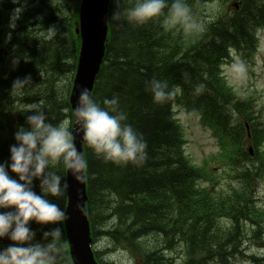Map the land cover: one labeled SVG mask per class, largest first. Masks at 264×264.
I'll return each instance as SVG.
<instances>
[{
  "label": "trees",
  "instance_id": "1",
  "mask_svg": "<svg viewBox=\"0 0 264 264\" xmlns=\"http://www.w3.org/2000/svg\"><path fill=\"white\" fill-rule=\"evenodd\" d=\"M133 2L134 0H121L124 7L131 6ZM186 2L188 5L191 4L188 0ZM112 4L116 6L113 0ZM6 17L7 14L0 9V39ZM162 25L158 18L140 26L125 22H115L110 25L111 37L107 46L106 66L100 73L101 77L99 76L101 84L93 95L102 106L104 99L118 98L119 110L127 116L125 123L130 124L147 143L146 160L139 166L113 164L97 157L85 144L88 157V191L91 201L96 202L90 201L91 211L95 212L92 207L96 206V215L99 218L110 210L111 204L115 203L113 210L124 222L133 219L130 228L139 224L143 230L153 228L157 224V219L160 217V213L157 212L160 206L168 203L167 190L177 193L175 198L180 201L179 194H184L183 189L190 181V173L180 157L177 131L168 110L172 99L163 104L154 103L151 93L147 91L149 81L152 79L167 81L169 89L172 85L181 86L187 109L204 112L206 122L220 126L222 131L224 127L228 128L223 120L226 108L222 105L218 106L213 96L208 98L206 93H194L195 86L202 80L206 81L211 71V58L219 56L220 51L214 50L207 58L204 54H200V50L205 51L207 46L201 42L189 43L181 33H178L179 37L173 38L176 35L172 36L171 31L162 28ZM217 32L223 35L224 29L218 28ZM25 34L27 37L19 41L20 32H15L11 43L13 55L20 60H36L38 64L34 67V72L36 69L37 72L51 69L57 75L66 72V65L63 62H72V51L66 50L65 42L57 40L46 43L35 32L29 30L22 32V35ZM188 45L190 49H183ZM193 50H198L196 55H191L190 52ZM180 53L186 57V62L181 60ZM70 68L72 69L73 65ZM5 75L6 72L0 70V92L5 88L2 80ZM31 75L32 72H20L17 78L22 79ZM212 92L221 95L217 89L213 88ZM40 95L49 122L57 123L62 117L63 105L56 101V95L48 91L47 87L41 90ZM235 108L240 111L237 106ZM245 118L250 124L252 133L258 134L260 131L257 125L251 122V115L245 113ZM228 129L235 137L244 131L240 123L236 128ZM8 132V126L1 127L0 140L6 137ZM178 137L180 138L179 134ZM2 160L7 161L8 156L0 157V161ZM59 173L62 174L61 171ZM38 183V181L33 182V190L39 194ZM112 195L116 198L113 201ZM124 201H128L127 207L123 206ZM53 202L64 208V197ZM122 211L125 212L121 214ZM202 213L201 207L194 206L190 213L185 215L183 223L179 225V229H184V236L186 234L189 237L190 231L193 230L188 217H198ZM111 220V216L103 219L105 223H110ZM30 227L36 232V241H40L42 233L54 226L41 227L33 223ZM199 237L200 240L202 238L210 240V246H216L220 242L203 230ZM127 244L132 246V239L127 240ZM228 255V251L220 252L217 263L228 264ZM150 256L155 257V254ZM61 264H68L65 248Z\"/></svg>",
  "mask_w": 264,
  "mask_h": 264
},
{
  "label": "clouds",
  "instance_id": "2",
  "mask_svg": "<svg viewBox=\"0 0 264 264\" xmlns=\"http://www.w3.org/2000/svg\"><path fill=\"white\" fill-rule=\"evenodd\" d=\"M113 2L116 10L109 18L112 22L144 25L165 16L167 8L165 19L169 27L182 29L186 34L203 30L186 0H171V3L169 0H134L129 7H124L121 0ZM12 20L15 19L12 17ZM46 33L49 40H54L57 30L51 26ZM18 63L19 59L12 61L13 70ZM247 71V65L239 58L229 68L238 79L245 78ZM204 88L203 84H198L194 93L202 94ZM30 89V76L17 78L11 85V92L20 95ZM147 91L156 104L166 103L176 94L175 89H169L167 81L157 79L149 81ZM102 104L87 88L80 89L74 116L82 140L106 162L142 165L147 157V143L125 123L127 116L119 110L118 98H106ZM25 113H30L25 121L27 127L16 130L8 160L0 162V241L10 242L0 248V264H61L62 225L66 214L53 200L65 196L67 184L63 175L53 169L60 167L73 182L81 183L85 180L87 161L77 150L69 121L49 122L41 102L28 106ZM34 181L39 182V194L33 190ZM258 194L264 195V185L258 188ZM33 223L54 227L44 231L40 241H36V232L30 227Z\"/></svg>",
  "mask_w": 264,
  "mask_h": 264
},
{
  "label": "rangeland",
  "instance_id": "3",
  "mask_svg": "<svg viewBox=\"0 0 264 264\" xmlns=\"http://www.w3.org/2000/svg\"><path fill=\"white\" fill-rule=\"evenodd\" d=\"M29 0H21L17 1L20 6V10H17V12L14 13V17H19V15L22 13L23 9L26 7ZM58 0H55L54 3H57ZM67 7H72L76 0H65ZM220 8L219 6V0H212V2L206 4L205 11L208 13H211L215 10H218ZM263 40V35L261 36ZM261 59V55H260ZM263 60V59H262ZM258 75L255 79H253L251 82H248V86L241 87L242 91H239L240 93H243L244 95H251L253 97L257 98V107L259 109L264 108V69L257 70ZM245 78L238 79L236 78L232 73H230L229 77V83L233 85L234 87H238L239 84L244 81ZM31 86L37 90L38 87H40V83L38 81H35L31 79ZM253 91H256V93H252ZM192 92L190 91V94ZM260 94V95H256ZM264 115V110H263ZM180 120L182 124V129L185 133V137L188 141L186 145V154L190 157V159L193 161L196 165H203L204 162L208 161V159L218 153L217 145L215 142V139L212 137L208 129H205L201 126L198 119L193 118L191 116H188L185 113H180ZM210 166V164H209ZM54 171H59V167L56 169H53ZM230 183V178L225 177L221 181V186L223 188H226V186ZM259 197H263V195H260ZM97 249L103 250L108 247L112 248V245L107 240H101L96 244ZM256 246L253 248V252L255 251ZM262 256H264L263 252L261 253ZM102 259L106 264H128V261L131 260L132 264H136V260L134 257H132L127 251L122 249H116L109 255L103 256ZM175 258V264H181V259L176 260Z\"/></svg>",
  "mask_w": 264,
  "mask_h": 264
},
{
  "label": "water",
  "instance_id": "4",
  "mask_svg": "<svg viewBox=\"0 0 264 264\" xmlns=\"http://www.w3.org/2000/svg\"><path fill=\"white\" fill-rule=\"evenodd\" d=\"M103 3L100 6V8L93 7L91 2L88 0L83 1V7L86 8L87 10L93 11L95 15V19L92 21L93 25L89 26L87 29V47L91 51L90 53L88 51H84L81 56L80 60V67H79V75L82 73L85 67H89L94 73L96 72L98 65H99V59L102 55L103 51V43L105 39V6L107 0H102ZM78 83L76 81V87ZM79 92V91H78ZM76 106H74L75 108ZM79 126L77 123L74 125V142L76 144L77 150L80 151V144L82 141L81 134L79 132ZM83 189V183H75L73 182L71 176H69V191L70 193L76 191V190H81ZM72 206H76L75 204H72ZM82 213V210H81ZM74 227L67 228L68 231V237H71V232H73ZM83 243L86 245L87 243V236L83 238ZM85 253L83 257H80L78 254H72L73 257H77L78 259H81L83 264H93L91 260V256L87 251V247H83L82 249ZM85 258V259H84ZM86 260V262H85Z\"/></svg>",
  "mask_w": 264,
  "mask_h": 264
},
{
  "label": "bare ground",
  "instance_id": "5",
  "mask_svg": "<svg viewBox=\"0 0 264 264\" xmlns=\"http://www.w3.org/2000/svg\"><path fill=\"white\" fill-rule=\"evenodd\" d=\"M153 68V67H152ZM164 145V144H163Z\"/></svg>",
  "mask_w": 264,
  "mask_h": 264
}]
</instances>
